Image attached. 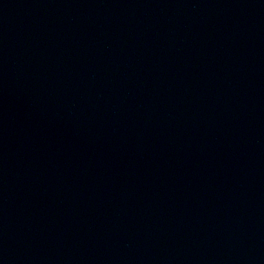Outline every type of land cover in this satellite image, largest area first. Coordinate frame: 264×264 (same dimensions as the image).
<instances>
[{
    "label": "water",
    "instance_id": "obj_1",
    "mask_svg": "<svg viewBox=\"0 0 264 264\" xmlns=\"http://www.w3.org/2000/svg\"><path fill=\"white\" fill-rule=\"evenodd\" d=\"M0 264H264V0H0Z\"/></svg>",
    "mask_w": 264,
    "mask_h": 264
}]
</instances>
